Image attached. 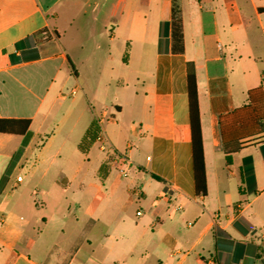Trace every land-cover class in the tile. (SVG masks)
I'll return each instance as SVG.
<instances>
[{"label":"crops","instance_id":"obj_1","mask_svg":"<svg viewBox=\"0 0 264 264\" xmlns=\"http://www.w3.org/2000/svg\"><path fill=\"white\" fill-rule=\"evenodd\" d=\"M178 7L180 54L171 50V0H0V119L30 120L23 135L0 133V264H264V140L227 165L218 127L249 90L264 93V0ZM44 29L51 38L40 42ZM189 62L205 196L192 177ZM66 65L86 106L57 123L70 124L67 134L39 142L65 99ZM93 121L109 152L90 161L93 145L77 146ZM112 165L131 177L109 182ZM70 189L78 215L63 208ZM49 194L48 215L36 217L33 196ZM66 229L74 241L61 248Z\"/></svg>","mask_w":264,"mask_h":264},{"label":"trees","instance_id":"obj_2","mask_svg":"<svg viewBox=\"0 0 264 264\" xmlns=\"http://www.w3.org/2000/svg\"><path fill=\"white\" fill-rule=\"evenodd\" d=\"M171 39L173 53L183 52L182 25L178 0H171ZM40 34H45V41L51 38L46 29ZM186 90L189 116V137L191 145L192 177L194 192L196 195L205 196L206 176L203 157V144L199 118V106L196 89L195 70L191 62L186 64ZM28 119H0V133L23 135L28 130ZM218 127L221 138V151L225 163H231V157L241 151L248 143L264 140V93L259 86L247 92V102L239 108H235L228 114L218 117ZM99 126L93 121L89 124L81 140L78 149L86 153L97 140ZM157 179L155 176H153ZM242 180V169H240Z\"/></svg>","mask_w":264,"mask_h":264},{"label":"rangeland","instance_id":"obj_3","mask_svg":"<svg viewBox=\"0 0 264 264\" xmlns=\"http://www.w3.org/2000/svg\"><path fill=\"white\" fill-rule=\"evenodd\" d=\"M44 38H45V34H40V38L38 41L44 42L45 41ZM61 43L64 47H72L70 44L64 42V40H61ZM75 66H76V71L78 73H80L81 67H80L79 63L75 62ZM118 66L122 70H125V68L123 66H121L120 64ZM73 70H74V68L72 69L71 66L66 65L64 70L62 71V74L65 77L71 76V79L66 83L64 89L62 90V93L65 95V99L57 101V103H58L57 107L51 115L52 121L46 126L47 131H45L43 134L40 135V137L38 139L39 142L41 140H43L47 135L67 134L68 128H69L68 126H70V124H67L65 122H63L62 124H57V123H59V121H61L65 117H68V115L70 114V111L75 110L74 109L75 103L80 101L82 104L85 105L84 101L82 100V95H81L79 88L77 89V92L75 95H73V96L69 95V92L76 87V83H75L74 77H73ZM103 86H105V84ZM99 100H98V102L102 103V100H100V101ZM108 109H110V107ZM36 127H37V124H34L32 128L35 129ZM100 145H101V142L96 141L93 144V146L91 147L90 155L88 156L90 161L95 159V158L99 160L109 152V149L107 147H106V151H104V152L99 151ZM120 171L125 172L126 177H123L120 174ZM109 172H110L109 182H122L123 183L127 180L126 178H130L132 175V172L129 171L126 167H124V166L118 167L117 165L110 166ZM19 175H20V177H22V174H19ZM54 175H56V174H54ZM14 179H15V176H14V178L11 179V181ZM101 183H102V181H99V184H101ZM65 195H66V202H65L63 208L66 207L65 210L67 211V209L69 207L68 204L70 203V205H71L70 213H73V212L77 213L76 209H75L76 204L74 203L75 199L73 198V196L71 194V189L69 191L67 190ZM53 197H54V195H52V194H49V196H47V198H43L40 195L33 196V202L35 201L37 204H39L37 209H35L36 217H42V216L48 215L49 208H50L51 204H53V201H54ZM40 198L46 204L45 207L40 205V203H39ZM153 202L154 201L151 202L152 205H153ZM136 209H137V206H136V204L133 203L128 209L129 217H131L133 219L135 218V210ZM77 215H78V213H77ZM30 216H31V214H29V217ZM256 235H257V232H256ZM56 241H57V244L59 245V247H61V248L65 247L66 248V247H69L72 245V243L74 241V237H73L72 233L69 232L68 229H66V234L63 236H60ZM53 253H54V251H53ZM46 263H48V262H46ZM146 264H150V262L146 261Z\"/></svg>","mask_w":264,"mask_h":264},{"label":"built area","instance_id":"obj_4","mask_svg":"<svg viewBox=\"0 0 264 264\" xmlns=\"http://www.w3.org/2000/svg\"><path fill=\"white\" fill-rule=\"evenodd\" d=\"M75 94H76V91H75V90H71V91L69 92V95H70V96H73V95H75ZM62 96L65 97L64 94H62ZM100 150H101V151H106V146H105L104 144H102V145L100 146ZM122 175L125 176V173H122ZM136 214L139 215L140 212H137ZM207 264H213V260H212V259L208 260Z\"/></svg>","mask_w":264,"mask_h":264}]
</instances>
